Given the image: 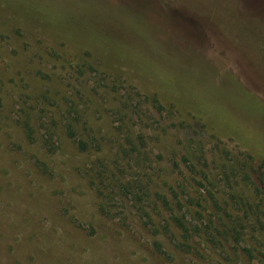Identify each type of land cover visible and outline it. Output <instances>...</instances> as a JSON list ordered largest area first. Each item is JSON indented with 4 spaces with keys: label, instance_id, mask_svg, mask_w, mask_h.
<instances>
[{
    "label": "rangeland",
    "instance_id": "1",
    "mask_svg": "<svg viewBox=\"0 0 264 264\" xmlns=\"http://www.w3.org/2000/svg\"><path fill=\"white\" fill-rule=\"evenodd\" d=\"M263 161L264 0H0V264H261Z\"/></svg>",
    "mask_w": 264,
    "mask_h": 264
},
{
    "label": "trees",
    "instance_id": "2",
    "mask_svg": "<svg viewBox=\"0 0 264 264\" xmlns=\"http://www.w3.org/2000/svg\"><path fill=\"white\" fill-rule=\"evenodd\" d=\"M26 11V10H25ZM26 19V18H25ZM210 49H213L212 47H210ZM213 50H216L213 49ZM217 51V50H216ZM126 67L130 68L131 70H133L134 72H136V76H138L140 78V80L142 81H139L140 83V88H144L146 87V85H153L154 87H156L157 89V92L162 95V96H166V97H169L173 103L175 105H182L178 102L177 98L175 97V95L173 94V91H171L169 89L168 86H166L164 83H157L153 77V74H149L150 77H145L144 74H141L140 73V70L135 68L134 66H129V65H125ZM233 69V68H232ZM234 71V69H233ZM157 84H156V83ZM250 89V88H249ZM184 105H182V108L188 110L191 112L190 109H188L189 107L187 106L186 103H183ZM192 113V112H191ZM193 114V113H192ZM195 117H198L199 119H201L199 116H196L195 114H193ZM203 120V119H201ZM69 131H70V135H74V132L72 130L71 127H69ZM232 134V133H231ZM48 144H51V143H47V146ZM80 146L83 148V149H86L87 148V144L83 141H80L79 142ZM261 146L263 145H259V149H261ZM248 158L250 159H253L252 155H247ZM264 165V161H263V164ZM247 208L254 214L256 215L258 221L261 223L260 226H261V229H258L256 230V232H259V239H261L260 243L262 242V240H264V224L262 223V218H264V200L263 201H259L258 203L254 202L253 204H249L247 206ZM248 212V211H247ZM248 214V213H247ZM174 221L176 222L177 226L179 227V230L181 232V239L183 241H189L191 238H192V234H193V230L179 217H176L174 218ZM198 230V228H196ZM243 229V228H242ZM241 231H238V230H234V233H230L229 231L227 232V235H225V238L226 240H229V238H231L235 243H239V240L241 239V236L244 235V230L246 229H243ZM200 231V230H199ZM242 231H244L242 233ZM212 240H216L215 237H212ZM182 246H185L184 243L181 244ZM251 250L248 249L247 252L250 254L252 252H250ZM261 264H264V256H263V259L261 260Z\"/></svg>",
    "mask_w": 264,
    "mask_h": 264
}]
</instances>
